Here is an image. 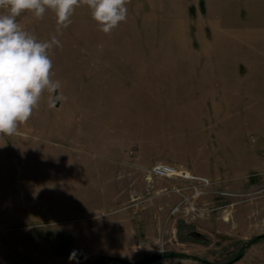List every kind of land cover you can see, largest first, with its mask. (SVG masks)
I'll return each instance as SVG.
<instances>
[{"label":"rangeland","instance_id":"obj_1","mask_svg":"<svg viewBox=\"0 0 264 264\" xmlns=\"http://www.w3.org/2000/svg\"><path fill=\"white\" fill-rule=\"evenodd\" d=\"M126 6V21L108 34L83 4L67 28L57 24L52 10L42 19L27 11L17 17L38 40L59 41L49 49L52 79L62 85L56 95L67 99L50 107L45 92L29 120L18 125V134L0 135V264H144L148 258L153 261L145 264H164L161 255L171 252L202 264H226L242 255L243 262L264 264V237L255 238L264 235V169L242 176L244 186L226 189L245 194L241 198L213 193L220 182L196 195L180 181L188 198L156 205V187L145 181L150 166H137L160 156L181 162L177 169L204 171L213 165L208 157L225 156L227 164L240 145L224 139L216 144V133L208 128L184 130L171 123L188 119L197 106L213 112L212 99L196 94L218 86L203 59L225 50L209 47L204 0H129ZM257 65L264 75V61ZM261 103L264 93H253L255 121H264V108H256ZM262 138L255 131L245 139L259 164ZM164 180H154L160 193L175 195ZM227 180L239 184L237 178ZM158 205L166 213H151ZM189 206L193 211L185 213ZM121 209L120 229L137 240L132 259L119 263L86 253L81 245L95 248V240L80 234L94 237L102 231L99 222ZM212 216L220 218L216 232L205 225ZM251 238L255 242L249 244Z\"/></svg>","mask_w":264,"mask_h":264},{"label":"crops","instance_id":"obj_2","mask_svg":"<svg viewBox=\"0 0 264 264\" xmlns=\"http://www.w3.org/2000/svg\"><path fill=\"white\" fill-rule=\"evenodd\" d=\"M204 2L207 33L211 36L209 39L214 41V43L209 41V47L211 51L212 47L215 49L224 48L225 50V54L222 56L211 55L203 59L206 62L203 65L211 66L209 72H213V82L217 83L218 86L211 89V91L206 90V94H196V98L198 99L200 97L212 99L211 108H213V112H204L205 107L197 106L194 108V111L197 112L193 113L194 115L190 114L188 119L185 117L179 119L178 117L172 120L171 123L173 128L184 127V130L185 127L189 126H195L194 128L199 129L208 128L210 132L216 133L217 141L214 140L216 144L221 139H224V142L233 144L239 142L240 145L235 147V153H232L231 157L227 158L230 159L227 164H225V156H215V158L206 156L209 161H213V165H208L207 168H204V171H196L195 169H191V172L187 169L186 171L200 177H206L211 181L220 182V189H227L229 186H232L231 188H240L242 185H245L242 176L250 172L252 173L254 170L259 171V169H264V167H261L264 166V162L259 164L256 150L253 149L251 151L250 149L253 146L251 144V146H248L249 144L245 143L246 136L250 132L257 131L261 138L264 137V121H255V106L253 105V93H264V83H262L264 82V75L257 71L258 62L264 61V0H204ZM228 51L231 54H227ZM200 61L202 60L200 59ZM225 73L228 74L227 77H224ZM202 103L206 105L205 100ZM256 108H264V103H261ZM239 111L245 113L238 114ZM220 126L223 127L224 130H222L225 132L219 129ZM255 127H257V130H255ZM203 141H206L205 136ZM207 142H202V144L208 147L206 145ZM249 143L253 142L250 140ZM193 154L196 156V152H192ZM192 159L193 161L200 160V157L194 158L192 156ZM155 163H169L175 166L181 162L171 157L164 159L160 156H154L143 161L140 165L137 164V166L141 168L151 167ZM186 168L188 167L186 166ZM228 176L237 178L239 184L228 183ZM176 180L178 179L168 178L164 180L165 187L172 186V191L175 194L168 196L160 193L162 191H160L161 186H159V182H155L154 180L150 182L154 188L156 187L154 195L155 199L158 198L159 200V202H155L156 205L168 203L169 200L174 201L177 198L179 199L178 203H180L184 199L183 197L188 198L189 194L187 195L184 189V183L178 180L180 183L177 184L176 182L178 181ZM145 181H147L146 177ZM164 189L162 188V190ZM176 189H180V193H177ZM151 210L153 214L166 213L164 205H158L154 207V210ZM260 212H262L261 209L259 210V214H261ZM121 213H123L122 209L113 212L112 214L114 215L105 220L106 222L100 221L102 231L96 232L93 235L94 237L89 232L85 234L81 233V239L89 236L90 239L95 240L96 246L92 248L93 244L87 242L85 246L81 245V248L86 253L89 252L90 255L92 252L93 254L96 252L97 255L95 257L112 258L119 263H122L120 260L123 258L132 259V255H135V252H132V250H135L138 246L137 240L134 233L129 234L128 231L120 229L121 224L124 225L125 223L117 221V219L123 216ZM219 223L220 218L212 216L206 219L205 225L211 226L214 229V225H218ZM109 224L115 227L111 231L104 230ZM183 226L188 227L190 225L185 223ZM162 256H164V264H202L197 260H192L190 256H188V260L183 261L182 256L172 252L166 255L162 254ZM91 258H93V255ZM243 258L244 255L240 259L226 264H260L259 262H243L241 261Z\"/></svg>","mask_w":264,"mask_h":264},{"label":"clouds","instance_id":"obj_3","mask_svg":"<svg viewBox=\"0 0 264 264\" xmlns=\"http://www.w3.org/2000/svg\"><path fill=\"white\" fill-rule=\"evenodd\" d=\"M129 0H0V135L18 134V125L29 120L38 108L42 95L49 94L48 103L67 99L60 93L62 85L53 80L49 49L59 45L55 37L41 41L25 31L17 22L23 12L42 19L52 10L57 24L67 28L75 8L81 4L91 10L92 19L108 34L127 19Z\"/></svg>","mask_w":264,"mask_h":264},{"label":"built area","instance_id":"obj_4","mask_svg":"<svg viewBox=\"0 0 264 264\" xmlns=\"http://www.w3.org/2000/svg\"><path fill=\"white\" fill-rule=\"evenodd\" d=\"M264 154V153H262ZM146 180L147 182H151L153 180H156V178H163V179H168V178H176L178 180H181L183 182H187L188 186L186 188L193 190L194 192H197V194H205L207 191L211 192L213 185L216 184L215 181H211L206 177H198L194 175H190L188 172L182 170V169H177L175 166L167 163H155L153 166H151L147 171H146ZM177 193H180V189H176ZM213 193L215 194H220L222 197H229L233 196L236 198H241L245 194L243 193H235V192H227L226 189H214L212 190ZM194 208V207H193ZM179 207L178 205L175 210H178ZM1 261V258H0ZM161 261H164V257L161 258Z\"/></svg>","mask_w":264,"mask_h":264},{"label":"trees","instance_id":"obj_5","mask_svg":"<svg viewBox=\"0 0 264 264\" xmlns=\"http://www.w3.org/2000/svg\"><path fill=\"white\" fill-rule=\"evenodd\" d=\"M262 237H264V235L255 236L256 239H257V238H262ZM255 238H251L249 244H252L253 242H255ZM176 255H179V254H176ZM179 256H180V255H179ZM240 256H241V255L237 256V258H239ZM145 260H146L145 263H148V262H150V261H153V260L150 259V258L145 259ZM145 263H144V264H145ZM203 263H204V264H210L209 262L207 263V262H205V261H203Z\"/></svg>","mask_w":264,"mask_h":264},{"label":"bare ground","instance_id":"obj_6","mask_svg":"<svg viewBox=\"0 0 264 264\" xmlns=\"http://www.w3.org/2000/svg\"><path fill=\"white\" fill-rule=\"evenodd\" d=\"M187 208H190L188 211H185V213H188L189 211H193V207L192 206H189V207H185L184 210H186Z\"/></svg>","mask_w":264,"mask_h":264}]
</instances>
